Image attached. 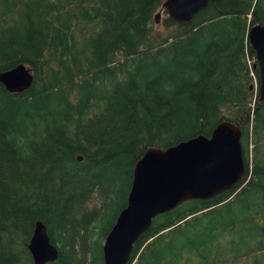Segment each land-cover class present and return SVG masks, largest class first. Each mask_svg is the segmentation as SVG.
<instances>
[{"label": "trees", "instance_id": "trees-1", "mask_svg": "<svg viewBox=\"0 0 264 264\" xmlns=\"http://www.w3.org/2000/svg\"><path fill=\"white\" fill-rule=\"evenodd\" d=\"M163 1L0 0V72L32 75L21 93L0 85V264H32L36 221L57 247L46 264H101L144 150L221 121L241 131L244 178L156 216L127 264H264V102L246 40L264 0H212L186 26Z\"/></svg>", "mask_w": 264, "mask_h": 264}, {"label": "water", "instance_id": "water-1", "mask_svg": "<svg viewBox=\"0 0 264 264\" xmlns=\"http://www.w3.org/2000/svg\"><path fill=\"white\" fill-rule=\"evenodd\" d=\"M212 0H164L162 11L175 24L186 26ZM161 12L153 19L158 24ZM246 40L254 53L257 99L264 102V25L247 30ZM32 83L28 68L19 64L0 72V85L8 93H21ZM241 131L229 121L219 122L208 137L201 135L166 148L148 147L134 163L125 206L117 213L101 243V264H127L133 244L152 220L183 202L207 200L234 189L245 176L240 145ZM77 160H80L78 158ZM32 264L51 263L57 248L45 227L33 225L26 244Z\"/></svg>", "mask_w": 264, "mask_h": 264}, {"label": "bare ground", "instance_id": "bare-ground-1", "mask_svg": "<svg viewBox=\"0 0 264 264\" xmlns=\"http://www.w3.org/2000/svg\"><path fill=\"white\" fill-rule=\"evenodd\" d=\"M53 246H55V245H53ZM56 247V246H55ZM57 248V247H56Z\"/></svg>", "mask_w": 264, "mask_h": 264}]
</instances>
